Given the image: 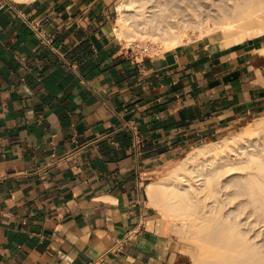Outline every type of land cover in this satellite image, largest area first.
<instances>
[{"label":"crops","instance_id":"obj_1","mask_svg":"<svg viewBox=\"0 0 264 264\" xmlns=\"http://www.w3.org/2000/svg\"><path fill=\"white\" fill-rule=\"evenodd\" d=\"M116 2L0 0V264H187L148 184L264 112V34L138 56Z\"/></svg>","mask_w":264,"mask_h":264},{"label":"bare ground","instance_id":"obj_2","mask_svg":"<svg viewBox=\"0 0 264 264\" xmlns=\"http://www.w3.org/2000/svg\"><path fill=\"white\" fill-rule=\"evenodd\" d=\"M210 19L214 26L207 25ZM204 26L207 30H218L225 44L264 34V0H122L114 20L119 39L128 43H161L167 50L180 44L189 29ZM260 129L264 130V119L239 136L245 148L234 154L236 160L237 155L243 156L240 169H249L248 176H253L256 184L264 181V153L256 146L257 140L253 141L254 132ZM232 142L238 143L233 138H222L214 141L213 146H195L170 169L167 177L158 178L146 188L149 205L172 218L173 225L180 221L178 229L193 243L188 248L197 253L193 256L187 251L194 257V264L264 263V256L244 235L247 232L240 229L246 225L244 220L238 219L243 215L239 210L242 205L255 199L252 196L254 201L235 202L231 179L224 176L234 168L235 163L228 162L235 158L217 157L230 145L234 146Z\"/></svg>","mask_w":264,"mask_h":264},{"label":"rangeland","instance_id":"obj_3","mask_svg":"<svg viewBox=\"0 0 264 264\" xmlns=\"http://www.w3.org/2000/svg\"><path fill=\"white\" fill-rule=\"evenodd\" d=\"M120 1H122V0H120ZM118 2H119V0H117L116 3H118ZM116 17H117V12L115 14V18ZM212 22H213V20H211V19L208 20L207 25H209V26L213 25L214 26L215 24H213L214 22L213 23ZM210 34H213V35L220 37L222 39V36H220V32L218 30H214V31L213 30L212 31L207 30L206 26H204L202 28L189 29L188 34L186 36H183L182 41L190 40L192 38H198V37H202L204 35H210ZM122 42L126 45L129 52L136 54L138 56L153 54L156 52H161V51L167 50L166 47L164 45H162L161 43H152L150 41H147V42L131 41L130 43H128L126 40L122 39ZM262 119H264V112H261L255 116L249 117L247 120H245V122H243V124L240 127L236 128V129H234V130H232L226 134H223L222 136L215 137L212 140H207L203 143H200L197 146H200L203 144H205L207 146H209V145L213 146L214 141H218L222 138L223 139L233 138L236 141H238V143H235V144L232 142L234 144V146L230 145L229 148H227L225 151L221 152L222 155H220V156L217 155V157H223V159H225L227 156H230L231 158H235V160L228 162V163L234 162L235 164L232 165V167H234V168L229 170L228 172H226L224 174V176L227 175L226 178L231 179L233 189L235 190V202L238 203L239 200L246 202L248 199H251L252 196L255 199V201L253 199H251L254 201L253 203L252 202H248V203L246 202L245 205H242L243 209H239L240 211L242 210V212H243L245 208H248V210L245 209L247 211H244V213L240 212L243 215H241L239 213L242 217H239L240 216L239 215L238 219H240L241 221L244 220L243 222H245L246 225H244L245 227L240 226V229L242 230V232H244V231L247 232L244 235L247 237L248 240H251L249 242H252L254 244V246H256L255 250L258 249L259 250L258 253H261V255L264 256V213H263V211H264V181L257 182L259 184H256L254 182L253 176H248L249 173H247V172L250 171L249 169H247V168L240 169L241 164L239 162L244 159V158H242L243 156L237 155V157H239V158H237V160H236V155H234V154H237L238 152H241L245 148L244 147L245 144L240 139L241 137H239V136L241 134H244L245 132L249 131L251 129V127L253 126V124L258 123L259 120H262ZM260 130H262V131H258L257 133L254 132L253 141L257 140L256 146L258 144V146H259L258 149L263 150L262 152L264 153V130L263 129H260ZM194 147L195 146L188 148V149H185V150H182L181 152L177 153L175 159L171 163L166 165L162 169V171L158 174V178L167 177V174H169L170 169L172 167L176 166L182 160H184ZM240 147H242V148H240ZM249 148L253 149V146H250ZM249 148H247V149H249ZM240 157H241V159H240ZM245 173H247V176L245 175ZM252 182H254V183L252 184ZM259 204H260V206H259ZM249 210H252L251 213L248 212ZM247 214H249V215H247ZM159 215H162V214L159 213ZM246 215L248 217H246ZM163 218L170 223L172 222V218L170 219L169 216H166V217L163 216ZM176 222H177L176 226L171 225L172 226L171 233L178 240V242L180 243V245L182 247L181 248V254H180L181 258L187 264H194V262H193L194 260H192V259H194V257H193L194 253H195V255L197 254L196 250L194 252L193 248L192 249L188 248V244L191 245L193 243L190 242L191 240L187 241V240H189L186 236L187 234H185L182 230L178 229V225L180 224V221L179 222L176 221ZM248 229H249V231H248ZM189 249L192 251H190ZM187 251H189L190 253L192 252L193 256H192V254H190ZM190 255L192 257H190Z\"/></svg>","mask_w":264,"mask_h":264}]
</instances>
